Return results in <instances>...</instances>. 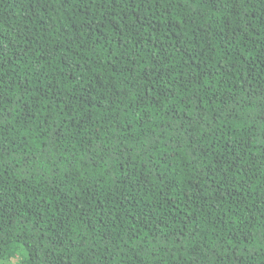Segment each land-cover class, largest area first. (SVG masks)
Masks as SVG:
<instances>
[{"label":"trees","instance_id":"obj_1","mask_svg":"<svg viewBox=\"0 0 264 264\" xmlns=\"http://www.w3.org/2000/svg\"><path fill=\"white\" fill-rule=\"evenodd\" d=\"M0 264H264V0H0Z\"/></svg>","mask_w":264,"mask_h":264}]
</instances>
